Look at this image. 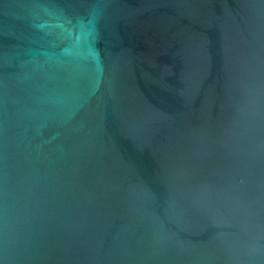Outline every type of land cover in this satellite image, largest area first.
Returning a JSON list of instances; mask_svg holds the SVG:
<instances>
[{"label":"water","instance_id":"obj_1","mask_svg":"<svg viewBox=\"0 0 264 264\" xmlns=\"http://www.w3.org/2000/svg\"><path fill=\"white\" fill-rule=\"evenodd\" d=\"M0 264H264V0H0Z\"/></svg>","mask_w":264,"mask_h":264}]
</instances>
